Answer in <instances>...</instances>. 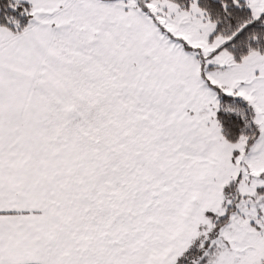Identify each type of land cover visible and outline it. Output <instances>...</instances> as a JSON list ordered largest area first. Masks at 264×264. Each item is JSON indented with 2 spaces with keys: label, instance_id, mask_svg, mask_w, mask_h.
<instances>
[{
  "label": "snow or ice",
  "instance_id": "snow-or-ice-1",
  "mask_svg": "<svg viewBox=\"0 0 264 264\" xmlns=\"http://www.w3.org/2000/svg\"><path fill=\"white\" fill-rule=\"evenodd\" d=\"M0 264H264V0H0Z\"/></svg>",
  "mask_w": 264,
  "mask_h": 264
}]
</instances>
